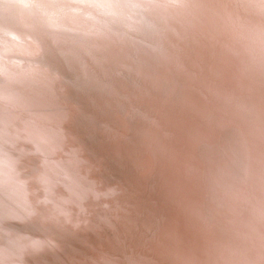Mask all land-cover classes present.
Segmentation results:
<instances>
[{
	"label": "bare ground",
	"instance_id": "bare-ground-1",
	"mask_svg": "<svg viewBox=\"0 0 264 264\" xmlns=\"http://www.w3.org/2000/svg\"><path fill=\"white\" fill-rule=\"evenodd\" d=\"M58 3L45 13L71 28L56 46L41 38L66 83L7 58L37 56L34 42L0 57V264H264V0ZM3 9L0 36L22 20ZM59 80L96 109L79 119L66 103L61 122L49 115V102L64 101ZM60 125L70 142L94 140L92 161L73 144L90 175L81 160H51ZM101 172L126 185L104 187ZM122 193L141 214L167 215L141 262L132 204L103 209Z\"/></svg>",
	"mask_w": 264,
	"mask_h": 264
},
{
	"label": "rangeland",
	"instance_id": "rangeland-1",
	"mask_svg": "<svg viewBox=\"0 0 264 264\" xmlns=\"http://www.w3.org/2000/svg\"><path fill=\"white\" fill-rule=\"evenodd\" d=\"M0 1L4 3V9L2 10V12L8 13L11 11L12 15L19 17V19H22L18 26L15 25L14 28L10 29L11 32H5L0 36V57L4 56L5 51H6V49L4 51V48L9 44H12L16 41L23 42V43L30 42V41L34 42L35 44L34 47L37 50L36 51L37 53L35 52L34 54H37V56L29 53V57L27 58H24L23 56L22 57L17 56L16 54H13L11 56H9L8 54V57L7 56L6 57L9 60L11 59V57L13 59H18V60L23 59L24 61L27 62V65L28 64L40 65L42 67L41 68L42 71H44L46 74H49V72H52L54 70L53 72L54 75L58 76L60 73L62 75L63 82L66 83L64 79L65 70L60 67V62H54V59L53 61L48 59L47 45L49 46V44L46 45L45 41L41 38L42 37L41 33L43 32L47 36L46 39L48 40V42L53 41V45H55L54 40H56V38H61L63 35V32L71 28V26H69L65 22H59V23L54 24L50 15H47L45 13L43 4L51 0H0ZM61 1H62V4H65L67 3L68 0H61ZM53 4H60V3H58V0H53ZM59 6H63V5H59ZM31 14H35L36 18L32 19ZM78 36L82 38L84 37L83 32L81 31L80 28H79ZM26 45H30V43ZM26 62L22 63V65L20 64V66L26 65ZM24 68H27V67H24ZM60 84L62 85V83H60V80H59L57 87H58V91L61 92L62 88ZM77 96L78 95L76 93L71 97L64 95L63 93L64 101L61 102L60 100L58 102L53 99V102L52 103L49 102L48 104L50 105L49 115H52L55 119L61 122L60 118L64 111H61L60 107L62 105L66 106V103L71 105V110H74L75 113L80 111V115L78 116L79 119L81 118L84 119L83 117L92 113L96 109L95 105H91L85 99H83V101L80 103L77 102L76 101ZM80 124L81 123L79 122L75 123L74 129L71 131V135L74 133L73 131L75 130V128L80 126ZM61 129H62L61 132H63L60 135V141H61L62 147L61 149L56 151L55 154L51 156V160L52 158L61 157L62 154H64V157L66 156L65 158H68V162L70 163H75L77 162V160H81V163L78 166L80 167L81 170H83L84 172L90 175L92 168H93V164L90 163L89 161L87 162L88 160L87 157L92 161V153L89 151L91 154L88 156L86 152V148L92 142H94V140L89 136L88 133L83 132L84 133L83 135L85 136L84 138H79L78 136L76 140H71L70 142L71 135L69 134L68 130L66 131V129H64V125L61 126ZM73 144H79L82 148H84L86 152L85 155L87 157L85 155L83 156L82 154L81 155L82 158H81L80 153H79L80 148L77 146H73ZM29 146L32 147V145H29ZM28 152H36V150L31 149ZM33 155L36 157H39L38 153L37 155L33 153ZM34 163L36 164V167L38 168L37 162H34ZM38 169H40V167ZM98 176L100 180L103 181V184L105 185L104 187H107L111 184H117L119 187H121L122 185H126V182L124 180H122L123 181L122 183L121 181H116L113 179H111L110 182L106 185V180H105L106 175L102 174L101 172V174H98ZM33 181H35V179ZM101 192H102L101 196H105L108 193H110L109 190H104L102 188H101ZM79 195L83 199L86 209L90 208L89 201L91 199L89 198V196L83 195V194H79ZM62 197H66V190L63 192ZM124 201H129L132 204L131 209H130L132 220L134 219L135 222H138L144 226V233L139 238L137 245H136L137 258L141 262L142 258L147 252L148 244L151 242V240L146 234L152 231L155 232L154 234H152L154 237L153 240L157 237V241H158V235L161 230L160 228L163 224H161L162 220L159 219L157 214L162 218H165L167 215L163 214L162 212H157L155 208L147 209V211H149L148 213H142V214L139 213V210L136 208L137 201L134 200L128 193L120 194L118 200L110 202L109 204L104 206L103 209L109 207L111 208V210L115 211L117 207L120 208V204ZM85 202H88V204H86ZM95 218L96 217L92 215L91 218H89L86 222H84L83 229H87L93 226V224H95ZM96 228L101 230L98 226ZM28 229H33L31 224H28V226L24 227L25 231H27Z\"/></svg>",
	"mask_w": 264,
	"mask_h": 264
}]
</instances>
